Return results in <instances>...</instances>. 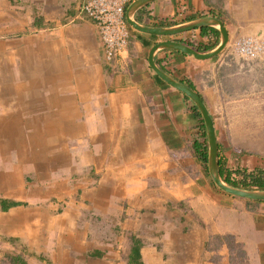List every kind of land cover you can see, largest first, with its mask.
I'll return each mask as SVG.
<instances>
[{"label":"crops","instance_id":"0c3cea01","mask_svg":"<svg viewBox=\"0 0 264 264\" xmlns=\"http://www.w3.org/2000/svg\"><path fill=\"white\" fill-rule=\"evenodd\" d=\"M86 1L0 0V248L26 264H264V201L215 185L200 111L155 70L199 94L230 163L219 113L262 85L233 46L264 31V0H130L111 62ZM211 18L220 55L169 45L216 50Z\"/></svg>","mask_w":264,"mask_h":264},{"label":"rangeland","instance_id":"374dc122","mask_svg":"<svg viewBox=\"0 0 264 264\" xmlns=\"http://www.w3.org/2000/svg\"><path fill=\"white\" fill-rule=\"evenodd\" d=\"M264 39V38H263ZM264 45V43H263ZM259 64V67H249V70L256 69L257 73L262 74V85L259 89H254L247 84L238 90V96L230 105H226V109L219 106L220 117H222L224 128L229 130L227 136V144L234 154L242 155L243 157H257L264 159V57ZM253 66V65H252ZM249 79V75L243 76L242 80ZM231 121L230 122H228ZM231 164V163H230ZM22 250V249H21ZM14 250L4 252L0 248V264H12V254ZM18 254V253H17Z\"/></svg>","mask_w":264,"mask_h":264},{"label":"built area","instance_id":"2783aa9c","mask_svg":"<svg viewBox=\"0 0 264 264\" xmlns=\"http://www.w3.org/2000/svg\"><path fill=\"white\" fill-rule=\"evenodd\" d=\"M130 0H87L82 8L91 18L104 47L106 59L111 62L122 58L127 51L131 32L125 16ZM264 31L259 35L236 40L233 52L246 61L262 60L264 57Z\"/></svg>","mask_w":264,"mask_h":264},{"label":"water","instance_id":"95a60500","mask_svg":"<svg viewBox=\"0 0 264 264\" xmlns=\"http://www.w3.org/2000/svg\"><path fill=\"white\" fill-rule=\"evenodd\" d=\"M210 24V25H209ZM201 25H209V26H217L219 27L221 33H222V43L220 46L209 53H200L199 51H196L195 49L183 45L180 43H171V47L174 49L187 54L189 56H193L197 59L207 60L211 59L215 56L220 55L227 47L229 43V35L223 25V23L220 20L217 19H209L207 22L201 23ZM155 68V67H154ZM157 73L162 77L164 80H166L170 85L180 90L184 95H186L198 108L200 111L204 124L207 131V137H208V168H209V174L213 178L215 185L223 192L239 197L242 199L252 200V201H264V191H258V190H244L240 188H235L230 185H228L221 177L220 175V156H219V144L216 137V131L213 123V119L211 115L209 114V111L203 102L202 98L197 94L195 91L190 89L189 87L174 82L169 77H167L165 74L161 73L159 70H157Z\"/></svg>","mask_w":264,"mask_h":264},{"label":"trees","instance_id":"16d2710c","mask_svg":"<svg viewBox=\"0 0 264 264\" xmlns=\"http://www.w3.org/2000/svg\"><path fill=\"white\" fill-rule=\"evenodd\" d=\"M193 108L199 112L198 108L193 104ZM200 113V112H199ZM206 127L204 123L201 126V138L204 141L195 142V152L200 160L208 166V144L206 142ZM230 150V147L227 148ZM221 152V150H220ZM242 155L233 154L231 164L226 158H220V175L222 179L230 186L244 190L264 191V170H250L242 166ZM262 202V201H259ZM12 264H26L21 256H12Z\"/></svg>","mask_w":264,"mask_h":264},{"label":"flooded vegetation","instance_id":"af4514ba","mask_svg":"<svg viewBox=\"0 0 264 264\" xmlns=\"http://www.w3.org/2000/svg\"><path fill=\"white\" fill-rule=\"evenodd\" d=\"M195 105V104H194ZM196 106V105H195Z\"/></svg>","mask_w":264,"mask_h":264}]
</instances>
